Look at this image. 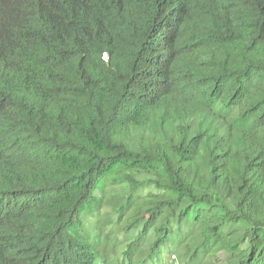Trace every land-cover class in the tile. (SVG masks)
<instances>
[{
	"label": "trees",
	"instance_id": "16d2710c",
	"mask_svg": "<svg viewBox=\"0 0 264 264\" xmlns=\"http://www.w3.org/2000/svg\"><path fill=\"white\" fill-rule=\"evenodd\" d=\"M0 264H264V0H0Z\"/></svg>",
	"mask_w": 264,
	"mask_h": 264
},
{
	"label": "rangeland",
	"instance_id": "374dc122",
	"mask_svg": "<svg viewBox=\"0 0 264 264\" xmlns=\"http://www.w3.org/2000/svg\"><path fill=\"white\" fill-rule=\"evenodd\" d=\"M227 238L226 237H223L222 239V242L220 243V248H221V251H226L228 249V243H227ZM220 254H223L222 252Z\"/></svg>",
	"mask_w": 264,
	"mask_h": 264
}]
</instances>
